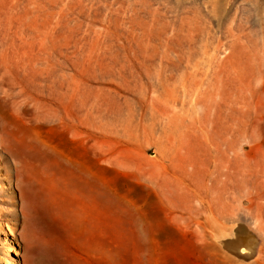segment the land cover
<instances>
[{"label": "rangeland", "instance_id": "obj_1", "mask_svg": "<svg viewBox=\"0 0 264 264\" xmlns=\"http://www.w3.org/2000/svg\"><path fill=\"white\" fill-rule=\"evenodd\" d=\"M0 42V264H264V0H0Z\"/></svg>", "mask_w": 264, "mask_h": 264}, {"label": "bare ground", "instance_id": "obj_2", "mask_svg": "<svg viewBox=\"0 0 264 264\" xmlns=\"http://www.w3.org/2000/svg\"><path fill=\"white\" fill-rule=\"evenodd\" d=\"M0 44H1V42H0ZM7 53H8V51H7ZM5 55H3V56H5ZM11 56H9V57H11ZM13 56L12 57L15 59V55L14 54H13ZM6 58H8V56ZM8 59H10V60H8ZM8 59H7V63L12 60L11 58H8ZM11 62H13V61H11ZM11 64H9V65H11ZM16 65H17V68H18V66H19L18 64H15L14 63L12 66H14V68L16 69V67H15ZM12 66H9V68H11ZM7 67H8V65H7ZM15 69H13L14 70L13 71V74H11V73H9V72H7V71L4 70L5 71L3 73L4 75L1 72L0 76L2 75L4 77H7L6 75H8V74L14 75V72H16V71H20L19 73L22 74V72L24 71V69H23V71H21V68H20V70H15ZM6 70H8V69H6ZM11 71H12V69H11ZM17 74H18V72H17ZM4 77H2V79L0 78L2 80L1 82H3V80H4L3 78ZM12 79L14 80V78H10V80H12ZM13 80H12V82L10 81L11 84H8L9 83V79L6 82H8L7 84L10 85V86L11 85H13V86L14 85H17L15 82H13ZM1 82H0V87L2 88L3 86H1V85H3V83L1 84ZM4 82H5V80H4ZM11 87H10V90L13 88V87L12 88ZM1 88H0V90H1V92H0V103H2V105L4 104V106L6 107V109L8 111H10V112L13 113L16 110L15 108H17V110H19V111L16 110L17 114H19L21 112H24V113L30 112V110H31V108L33 106H31L28 103H25V101L28 102V100H25L26 98L23 97V92L24 91L21 92V91H19V89H17V90H15V93H14L13 92L14 89L11 90V91H8L9 90V86H8L7 87L8 90L5 87L6 88L5 91L2 92L3 89H1ZM6 90H7V92H6ZM20 90H21V86H20ZM22 90H24V87L22 88ZM39 92H40V90H39ZM41 92H45V91L44 90L43 91L41 90ZM18 98H19V101H21V102L16 101V100H18ZM28 98L29 97L27 95V99ZM16 103H19V104H17L18 106H16ZM33 108H35V106ZM6 134L8 135V137L11 138L10 141L12 143V146H14L16 149H19V151L21 152V154L26 158V162L24 163V167L22 169V172L24 174V177L26 178L27 183L31 186V188H32V186L35 189L36 188H39V186L42 184V181L43 180L44 181L46 180V175H47V172H48V167L45 166V157H46V150H45V148L42 147V145H39V147L37 149H33L32 145L29 144L28 142H25L21 136H18L17 134H15L14 133V130L7 129ZM35 160L38 161L37 164H34V163H36V162H34ZM55 183H56L57 189L59 190L61 188V186H62V182L60 180H58V181H55ZM63 187H64V184H63Z\"/></svg>", "mask_w": 264, "mask_h": 264}]
</instances>
